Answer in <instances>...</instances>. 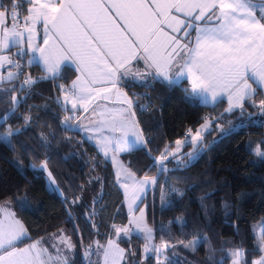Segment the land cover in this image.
Returning a JSON list of instances; mask_svg holds the SVG:
<instances>
[{
    "label": "snow or ice",
    "instance_id": "1",
    "mask_svg": "<svg viewBox=\"0 0 264 264\" xmlns=\"http://www.w3.org/2000/svg\"><path fill=\"white\" fill-rule=\"evenodd\" d=\"M25 4L27 8L22 12ZM13 47L17 51L9 55ZM25 56L27 63L23 64ZM33 65L41 67L44 75L33 77L24 72L25 67ZM65 67L75 72V78L68 86L57 85L61 94L57 103L65 113L71 112L63 116L61 123L91 133L88 140L95 141L106 159L114 153L110 158L119 169L116 177L125 190L128 224L133 226L113 225L115 238L110 236L105 244L93 241L83 249L84 261L126 264L128 256L135 253L122 248L118 240L130 239L135 230L143 234L144 253L156 254L157 264H164L170 260L166 251L174 245L163 238L160 245L152 244L153 228L146 222L145 210L137 204L142 202L147 188L157 185L158 177L145 174L137 179L116 155L149 143L135 118L136 95L125 91L124 82L146 85L152 80L173 86L187 80L190 87L185 92L200 103L215 104L226 98L228 106L224 112L239 111L241 115L240 124L230 128L229 133L243 127L246 102H251L250 106L264 117V99L255 100L258 89L264 92V0H9L8 4L0 0V68L7 69L0 73V90L29 93L40 81L58 78ZM21 77L17 88L14 81ZM5 83L11 87L4 89ZM24 99L26 96L11 95V106L0 114V121L6 123L9 112L14 113ZM139 107L146 110L144 105ZM248 116L251 122L252 114ZM23 119L28 126L32 118L25 115ZM211 119L205 117L194 134L188 129L184 139L175 141L174 148L166 146L154 158L157 171H169V158L185 167L196 159L204 147L203 133L211 130ZM20 131L16 129L17 133ZM12 136L9 126L0 134V142L12 147ZM186 145L192 148L186 154L187 161L179 155ZM261 145L264 141L250 151L264 162ZM15 163L19 165L18 161ZM31 167L35 169L37 165ZM39 168L47 172L49 186L55 189L47 159L41 161ZM172 191L183 195L176 189ZM79 199L76 197L71 203ZM160 201L162 207L169 204L163 186ZM21 206H27L26 197ZM94 215L88 214L89 218ZM92 226L95 228V224ZM199 243L193 240L184 246L195 251ZM257 248L262 255L252 264H264V228L257 237ZM74 249L63 229L47 238L32 240L12 210L11 201L0 203V264H73ZM93 255L97 256L96 261H92ZM243 256L242 249L232 251V264H240Z\"/></svg>",
    "mask_w": 264,
    "mask_h": 264
},
{
    "label": "trees",
    "instance_id": "2",
    "mask_svg": "<svg viewBox=\"0 0 264 264\" xmlns=\"http://www.w3.org/2000/svg\"><path fill=\"white\" fill-rule=\"evenodd\" d=\"M24 72L42 76L35 65L25 67ZM73 77L74 71L65 67L58 78L40 81L29 93L0 90V114L10 108L11 95L26 96L14 113L9 112L6 123L0 121V134L9 126L13 130L12 147L0 142V203L11 201L12 210L32 240L63 229L75 245L73 264H85L81 250L93 241H104L113 225L124 227L128 218L111 164L80 132L61 123L65 112L56 100L60 96L57 85L67 86ZM19 81H14L17 88ZM3 87L9 89L11 85L5 83ZM126 88L136 95V119L149 141L146 147L119 155L137 176L155 175L154 158L168 144L183 138L188 129L194 131L206 115L215 113L223 125L224 132L215 141H205L197 158L186 167L169 166L168 172H160L157 185L139 203L148 226L153 228V243L163 238L174 245L166 251L170 260L164 264H232L230 253L235 249L243 250L240 264L259 259L262 253L257 248L255 228L264 222V162L250 148L264 141V117L246 102L243 127L229 133L230 128L240 124L239 111L225 113L222 101L212 107L191 101L183 82L169 86L150 81ZM257 98L264 96L258 92ZM248 113L252 114L251 122ZM25 115L32 118L28 126L24 124ZM17 128L21 129L18 133ZM208 134L212 132L205 136ZM45 159L56 181L55 189L48 188L47 176L39 168ZM32 164L37 168L33 169ZM161 186L169 201L164 207ZM25 197L27 206L22 207ZM76 197L79 201L71 203ZM92 212L95 215L89 218ZM193 240L200 241L195 251L184 246ZM118 243L135 253L128 256L129 264H157L154 253L143 255L144 241L137 236L121 237Z\"/></svg>",
    "mask_w": 264,
    "mask_h": 264
},
{
    "label": "rangeland",
    "instance_id": "3",
    "mask_svg": "<svg viewBox=\"0 0 264 264\" xmlns=\"http://www.w3.org/2000/svg\"><path fill=\"white\" fill-rule=\"evenodd\" d=\"M255 2V1H254ZM21 63H23V64H25V62H24V58H23V60H21ZM22 79H23V77H21L20 78V81H19V84L21 83V81H22ZM5 89V88H4ZM125 89H126V91L129 93V95L131 96L133 93H130L129 91H128V89L126 88V86H125ZM19 93H21V90H19ZM260 99L259 98H257L256 99V101L258 102ZM224 109H225V107H224ZM135 111V110H134ZM65 114H68V115H71V112H68V113H65ZM79 114V113H78ZM256 116V115H255ZM205 117H209V118H212L211 120H210V122H211V130L210 131H208V132H205V133H203V143L205 142V141H215L217 138H218V135L220 136L223 132H221V128H222V126L223 125H221V120L218 118V116L217 115H215V113H212V114H210V116L209 115H206ZM136 118V117H135ZM205 122V120L203 121V122H201L200 123V125L201 124H203ZM213 122H216L215 124L217 125H215V127H213L212 126V123ZM85 123H87V121H85ZM69 124L71 125L72 124V122H69ZM199 125V126H200ZM198 126V127H199ZM197 127V128H198ZM68 128H70L71 130H76V131H78L79 132V129H77L75 126H70V127H68ZM196 128V129H197ZM195 129V130H196ZM195 130L193 131V134H194V132H195ZM209 132H212V134H208L207 136H205L207 133H209ZM80 134L82 135V133L80 132ZM83 136V135H82ZM84 137V136H83ZM205 137V138H204ZM85 138V137H84ZM185 138V136L183 137V138H181V140L182 139H184ZM167 146H172L173 148H174V146H175V143H172V144H168ZM164 149L165 148H163L162 149V151L159 153V155L158 156H160V154L164 151ZM192 150V148H191V145H186L185 147H183L182 149H181V152H180V156H181V158H183L185 161H187V156H186V154L189 152V151H191ZM157 156V157H158ZM120 162H122V164L126 167V168H128L127 166H126V164L122 161V159L120 158ZM189 163V162H188ZM187 163V164H188ZM166 164H167V167H169V166H171V167H174V168H177V167H182V166H179L178 164H177V162H176V160H174V159H172V158H169V160L168 161H166ZM117 169V168H116ZM129 169V168H128ZM48 171H50V169H49V167H48ZM119 171V170H118ZM132 171V170H131ZM133 172V171H132ZM44 173L46 174V176H47V172H45L44 171ZM160 172H158V171H156L155 172V175H153V176H157L158 174H159ZM145 175V173L143 174V175H141V176H137L136 175V178L137 179H140V178H143V176ZM47 179H48V176H47ZM56 182V181H55ZM48 188L49 189H51V187L49 186V184H48ZM154 187H149V188H147L146 190H145V192L142 194V196L144 197L148 192H151V190L153 189ZM141 196V197H142ZM142 199V198H141ZM139 201H137V203H138ZM138 206H139V204H138ZM140 208H142V209H144L143 208V206L142 207H140ZM124 210H125V212H126V215H127V218H128V220H129V212H128V207H127V203L125 202L124 203ZM135 215H139V211H136L135 213H134ZM125 226H128V227H133V226H131V225H129L128 224V222H127V224L125 225ZM124 226V227H125ZM117 227V226H116ZM118 228H122V227H118ZM262 228H264V222H262L260 225H258V226H256V228H255V231H256V236L258 237V235H259V233H260V231H261V229ZM54 233H58V231L57 232H54ZM131 235H135V236H137L138 238H140V239H142V241H144V239H143V234H141V233H138V232H136L135 230H133V232L131 233ZM110 236H112L113 238H115V236H114V229L112 228V232L110 233ZM109 236V237H110ZM154 236V235H153ZM43 237H45V238H47V237H49V235H46V236H43ZM109 237H106V239L104 240V241H100V240H97V241H99L101 244H105L106 243V241H107V239L109 238ZM119 241V240H118ZM144 243H145V241H144ZM144 243H143V245H142V252H143V255H145V253H144V251H143V246H144ZM152 244H154L153 243V241H152ZM161 244V242H157L156 244H154V245H160ZM121 246V245H120ZM122 247V246H121ZM84 248H86V247H84ZM83 248V249H84ZM123 248V247H122ZM83 249L81 250L82 251V255H83ZM73 255H74V251H73V253L71 254V259L73 258ZM156 255V254H155ZM161 257H163V256H161ZM91 259H92V261H96L98 258H97V256H95V255H93L92 257H91ZM84 260V259H83ZM85 262V264H86V261H84ZM126 264H129L127 261H126Z\"/></svg>",
    "mask_w": 264,
    "mask_h": 264
},
{
    "label": "crops",
    "instance_id": "4",
    "mask_svg": "<svg viewBox=\"0 0 264 264\" xmlns=\"http://www.w3.org/2000/svg\"><path fill=\"white\" fill-rule=\"evenodd\" d=\"M255 2H257V3H260V2H262V1H255ZM26 8H27V5L25 6V10H26ZM24 10V11H25ZM257 16H258V18H259V13H257ZM17 51V49L15 48V47H13V48H11L10 49V52L8 53L9 55H12V54H14L15 52ZM15 58V57H14ZM27 56H25L24 57V62H25V64L27 63ZM36 66V65H35ZM37 68H38V70L40 71V73H41V75H44V73H43V71H42V69H41V67H39V66H36ZM14 70V69H13ZM6 71H7V69L6 68H0V73H6ZM75 78V72H74V77H73V79ZM72 79V80H73ZM71 80V81H72ZM150 81H152V80H149L148 82H150ZM147 82V83H148ZM160 82H162V81H160ZM185 83L187 86H188V89H189V83L187 82V80H182V81H180V82H178L177 84H179V83ZM71 83V82H70ZM70 83L68 84V85H70ZM163 83H166V82H163ZM124 84L126 85V87L127 86H130V85H132L133 84V82H131V81H125L124 82ZM135 84H142L141 82H139V81H137V82H135ZM67 85V86H68ZM254 87H255V85H254ZM125 91H126V89H125ZM260 93L261 95H263L264 96V92H261L259 89H258V91H257V93ZM61 95V94H60ZM190 98V100L191 101H193V102H198L199 104H201V105H204V106H208V107H212V106H214L215 104H217V103H215V104H213V103H208V104H203V103H200L199 102V99L197 98V99H193V98H191V97H189ZM222 102H224L225 103V108H227V106H228V104H227V100H226V98L224 99V100H221ZM220 101V102H221ZM110 106H117V105H110ZM68 108L70 109L71 108V105H68ZM79 132H81L82 133V135L85 137V139H87V141L95 148V150L106 160V161H108L110 164H111V167H112V171H113V175H114V179H115V182H116V185H117V187H118V189H119V191H120V193L122 194V204H123V206H124V203H125V195H124V192H125V190L120 186V183L117 181V177H116V173H117V171L119 170L116 166H114L113 165V163H112V160H111V156L112 155H114V153H110L109 154V158H105L104 157V155H103V153L102 152H100V150L98 149V147L96 146V143H95V141L94 140H92V141H89L88 140V135H91V133H85V132H83V131H81V130H79ZM188 132V131H187ZM186 132V133H187ZM185 133V134H186ZM175 143V142H174ZM123 153H126V152H123ZM123 153H119V154H116L117 155V159L120 161V157H119V155L120 154H123ZM117 168V169H116ZM141 198H143V196L141 197ZM140 203V201L137 203V204H139Z\"/></svg>",
    "mask_w": 264,
    "mask_h": 264
}]
</instances>
